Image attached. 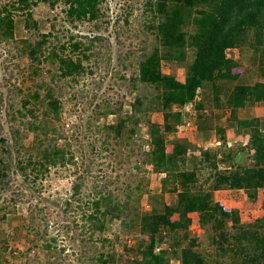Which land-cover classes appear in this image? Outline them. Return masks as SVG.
I'll return each instance as SVG.
<instances>
[{
	"label": "trees",
	"instance_id": "1",
	"mask_svg": "<svg viewBox=\"0 0 264 264\" xmlns=\"http://www.w3.org/2000/svg\"><path fill=\"white\" fill-rule=\"evenodd\" d=\"M101 1L42 0L51 8L63 4L69 23L96 21ZM38 4V0H6L0 4V43L15 41L16 27L21 23L28 30L38 29L32 14ZM145 9L149 13L145 28L152 40L149 52L145 47L141 49L135 82L155 93L152 100L137 95L130 107L134 115L142 112L144 105L162 114L161 124L147 120L151 148L144 160L155 174L163 176L160 194L149 192V210L133 219L129 206L132 191L119 194L102 190L105 185H95L85 196L84 232L89 234L86 241L92 242L80 260L85 264H264V219L244 225L236 209L226 208L213 197L217 191L230 190L255 201L258 191L264 188V123L235 115L240 108L264 105V0H148ZM51 30H55L54 24ZM52 35L49 32L35 41L20 40V51L34 63H40L46 52L45 59L56 63L59 78L73 79L83 74V62L92 57L90 50L99 37L85 45L73 41V37L69 39L73 42L61 43L58 36ZM235 49L253 56L257 75L252 84L243 82L238 62L226 56V51ZM67 50L69 55L65 54ZM162 63L170 65L168 74L161 71ZM178 67L184 68V82L175 77ZM227 82L232 87L221 89L229 86ZM209 96L220 111L230 109L228 122L237 135L248 137L246 146H226L225 129L214 125V115L210 114ZM190 104L197 112L194 116L173 110ZM46 110L49 113L45 111V118L52 111L56 118L57 101L49 100ZM130 120L119 118L105 127V138H120L125 122ZM185 123L196 125L204 133L214 130L221 142L218 152L200 150V158L194 153L189 160L187 152L194 147L189 140L179 137L166 144V134L176 132ZM30 131H36L31 152L16 163L24 179L38 180L73 160L66 150L69 144L58 145L57 131L46 120L33 125ZM243 152L247 156L241 163ZM7 168L0 158V185L6 183ZM80 188L81 184L72 187V197L80 195ZM166 194L174 199L166 201ZM193 217L200 231L205 232L202 237L190 236ZM113 221L125 232L138 229L135 245L129 247L112 234L109 226ZM117 243L121 252L115 250ZM50 247L49 242L43 245L46 250Z\"/></svg>",
	"mask_w": 264,
	"mask_h": 264
},
{
	"label": "rangeland",
	"instance_id": "2",
	"mask_svg": "<svg viewBox=\"0 0 264 264\" xmlns=\"http://www.w3.org/2000/svg\"><path fill=\"white\" fill-rule=\"evenodd\" d=\"M5 1L0 0V4ZM38 1V6L32 9L38 29L28 30L21 23L16 27L15 41L0 43V158L8 167L6 183L0 185V264H85L80 256L92 242L86 241L89 234L84 232L85 196L95 185H105L102 190L119 194L132 191L129 206L133 219L149 210V192L160 194L163 176L155 174L144 160L151 148L147 120L161 124L162 114L144 105L142 112L134 115L130 107L137 95L152 100L155 93L154 89L145 90L135 82L141 49L145 47L149 52L152 40L145 28L149 18V13H145L148 0H102L96 21L74 23L66 20L63 4L57 3L51 8L49 3ZM53 24L55 30H51ZM49 32L58 36L61 43L76 39L87 45L93 37H99L90 50L92 57L83 62V74L73 79L59 78L56 63L45 59L46 52L40 57V63H34L20 51V40L35 41ZM72 37L73 41L69 40ZM68 52L65 54L69 55ZM226 56L238 62L244 83L255 80L257 68L250 52L228 50ZM170 68L161 64L164 74H168ZM174 72L176 79L184 82V68L178 67ZM227 84L228 87L221 89L232 87ZM49 100L58 103L56 118L53 111L45 118V111L49 113L46 110ZM207 102L210 114L214 115V125L224 126L230 109L220 111L212 96L207 97ZM255 106L264 108L262 104L245 108ZM193 107L190 104L173 110L194 116L197 112ZM243 110L239 109L235 115L240 119L255 118ZM209 111L204 113L208 115ZM119 118H131L125 122L120 138H105L104 128L115 124ZM44 120L55 127L59 146L69 144L66 150L73 160L64 167L51 169L38 180H26L16 169V163L31 152L36 133L30 131L31 127ZM52 135L50 132L49 136ZM179 137L194 146L187 152L189 160L194 153L199 156L200 150L218 152L221 145L216 139L210 141L208 134L204 135L196 125L188 123L166 134V144ZM241 156L244 163L247 153ZM75 184H81L80 195L72 197ZM213 197L226 208L236 209L244 225L264 219V188L258 191L255 201L242 192L234 194L227 190L215 192ZM172 198L174 196L165 195L166 201ZM3 215L5 218L1 219ZM109 229L129 247L136 244L138 229L125 232L117 221H113ZM189 231L190 236L196 237L205 233L198 228L196 217ZM46 242L51 246L49 250L43 249ZM115 250L122 251L120 243L115 244Z\"/></svg>",
	"mask_w": 264,
	"mask_h": 264
},
{
	"label": "crops",
	"instance_id": "3",
	"mask_svg": "<svg viewBox=\"0 0 264 264\" xmlns=\"http://www.w3.org/2000/svg\"><path fill=\"white\" fill-rule=\"evenodd\" d=\"M252 84V83H250ZM188 105H186L185 107H187ZM184 107V108H185ZM242 109V108H240ZM243 111H247L245 113H248L249 116H253L257 119H259V121L261 123H264V108L263 107H251V108H243ZM247 109V110H246ZM185 113V112H184ZM246 118H249L248 116H243ZM240 119V118H239ZM215 124V122H214ZM220 127L225 129V137H226V145H230L233 146L234 144L236 145H241L242 147L246 146L247 142H248V137L246 135H237L236 132H234L232 126H230V123L227 122L224 124L219 125ZM212 132L211 135H209V133ZM205 134H208V138L210 141H212L213 139H216V141H218V145L220 144V141L217 140V136L215 134L214 130H208ZM226 191V190H225ZM230 191V190H227ZM220 192V191H217Z\"/></svg>",
	"mask_w": 264,
	"mask_h": 264
}]
</instances>
